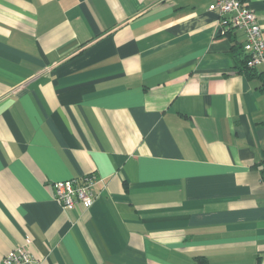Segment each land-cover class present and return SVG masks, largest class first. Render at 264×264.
<instances>
[{
  "label": "crops",
  "instance_id": "obj_1",
  "mask_svg": "<svg viewBox=\"0 0 264 264\" xmlns=\"http://www.w3.org/2000/svg\"><path fill=\"white\" fill-rule=\"evenodd\" d=\"M213 2L0 0V264H264V80Z\"/></svg>",
  "mask_w": 264,
  "mask_h": 264
},
{
  "label": "built area",
  "instance_id": "obj_2",
  "mask_svg": "<svg viewBox=\"0 0 264 264\" xmlns=\"http://www.w3.org/2000/svg\"><path fill=\"white\" fill-rule=\"evenodd\" d=\"M210 9L217 11L223 17V31L238 29L244 33L243 49L247 54L248 66L264 67V33L257 14L251 8L248 0H214ZM264 169V164H263ZM96 181L94 175L55 181L53 184L54 197L65 209L81 203L90 208L97 197L93 190ZM27 242H32L28 239ZM1 264H38V261L24 243L8 253Z\"/></svg>",
  "mask_w": 264,
  "mask_h": 264
},
{
  "label": "trees",
  "instance_id": "obj_3",
  "mask_svg": "<svg viewBox=\"0 0 264 264\" xmlns=\"http://www.w3.org/2000/svg\"><path fill=\"white\" fill-rule=\"evenodd\" d=\"M240 48L241 47H239V46H236V48H235V51L238 50V52H236V53H237V57L240 61L237 64L238 71L245 73L246 75H248L251 78L258 77V78H261L262 80H264V71H262L258 68L248 66L247 54L243 53V51L240 50ZM197 260L200 264H208L207 261L203 257H198Z\"/></svg>",
  "mask_w": 264,
  "mask_h": 264
}]
</instances>
